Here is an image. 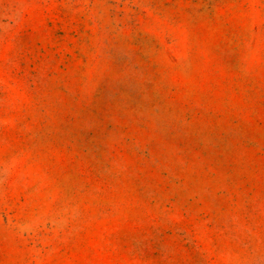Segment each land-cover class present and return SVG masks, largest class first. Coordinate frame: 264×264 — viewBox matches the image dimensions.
Segmentation results:
<instances>
[{
	"label": "rangeland",
	"instance_id": "obj_1",
	"mask_svg": "<svg viewBox=\"0 0 264 264\" xmlns=\"http://www.w3.org/2000/svg\"><path fill=\"white\" fill-rule=\"evenodd\" d=\"M0 264H264V0H0Z\"/></svg>",
	"mask_w": 264,
	"mask_h": 264
}]
</instances>
